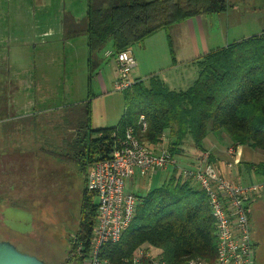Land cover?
I'll return each instance as SVG.
<instances>
[{"label": "rangeland", "instance_id": "obj_1", "mask_svg": "<svg viewBox=\"0 0 264 264\" xmlns=\"http://www.w3.org/2000/svg\"><path fill=\"white\" fill-rule=\"evenodd\" d=\"M230 1L237 2L239 9L230 5L226 11L201 17L212 45L219 44L221 38L232 41L264 29V5L259 6L261 9L250 6L264 4V0ZM88 3L89 0H0V71L6 69L7 77L15 80L8 85L0 77V98L6 89L15 93L7 100L14 103L17 112L0 123V241L10 240L20 251L36 255L47 264L66 261V233L75 232L79 224L84 173H78L64 159L66 142L75 138L78 125L81 132L87 131L89 122L78 120L86 119L89 101L93 128L117 124L125 109V91L114 86L111 39L101 50L92 54L89 51L85 31ZM68 20L82 31L71 30ZM177 24L151 39L153 58L145 61L148 68L159 71L170 57L180 53L175 28L185 23ZM140 45L141 42L132 46L137 60ZM18 85L20 88L15 90ZM9 113L0 118L13 112ZM65 115L72 122H65ZM184 145L186 149L194 148L190 135ZM169 169H158L151 176L136 174L127 180V189L146 193L170 175ZM262 198L251 209L257 264H264Z\"/></svg>", "mask_w": 264, "mask_h": 264}, {"label": "trees", "instance_id": "obj_2", "mask_svg": "<svg viewBox=\"0 0 264 264\" xmlns=\"http://www.w3.org/2000/svg\"><path fill=\"white\" fill-rule=\"evenodd\" d=\"M230 5V0H89L85 25L89 51L92 54L101 50L111 39L115 56L159 30L168 31L172 25L198 15L226 11ZM68 22L74 32L82 31L73 20ZM197 66V78L184 90L170 89L157 75L134 81L124 92V112L112 126L93 128L88 102L86 119L78 120L89 122L87 131L81 132L78 125V133L66 142L68 151L63 154L78 173H84L78 240L87 244L97 216L95 194L86 187L89 168L111 156L128 128L148 144H157L168 132V149L175 158L181 154L188 135L203 150L209 131L220 129L234 145L264 151V30L210 50L197 60ZM64 120L72 122L69 115ZM250 168L264 179V161L250 164ZM137 196L134 220L118 242L104 249L109 259L120 264L137 247L147 246L156 250L166 264H184L192 257L214 261L218 247L216 222L207 194L197 182L184 178L173 166L160 185ZM261 197L264 193L257 201ZM250 222L254 240L251 214ZM254 246L257 262L255 240Z\"/></svg>", "mask_w": 264, "mask_h": 264}, {"label": "built area", "instance_id": "obj_3", "mask_svg": "<svg viewBox=\"0 0 264 264\" xmlns=\"http://www.w3.org/2000/svg\"><path fill=\"white\" fill-rule=\"evenodd\" d=\"M117 90L129 89L134 81L131 72L137 66L132 48L115 55ZM143 128L146 121L140 118ZM233 152V150H232ZM175 166L184 178L198 183L208 197L215 218L218 247L213 262L200 257L189 258L184 264H256L251 231V205L264 193V179L244 184L225 175L207 155L193 167H182L168 148L151 150L135 134L133 128L117 144L109 158L96 161L87 174L86 187L97 198V216L89 241L85 244L74 234L73 254L80 264H115L104 249L118 242L136 215L139 198L127 189V180L136 174L150 176L158 169ZM120 264H166L151 247L139 246Z\"/></svg>", "mask_w": 264, "mask_h": 264}, {"label": "crops", "instance_id": "obj_4", "mask_svg": "<svg viewBox=\"0 0 264 264\" xmlns=\"http://www.w3.org/2000/svg\"><path fill=\"white\" fill-rule=\"evenodd\" d=\"M231 3L232 7L235 10L239 9L240 6L237 2L231 1ZM263 5V3L260 5H256L255 3L250 4L251 8L253 9H261L259 6ZM203 16L205 15H198L177 24L182 25L185 23L183 27L180 26L179 28L178 26V28H175L180 37V53L178 54L176 52V55L174 57H170L168 61H166L167 64L165 66H161L159 71H156L157 69L148 68L146 66L145 61L149 60L150 58H153V56H151L153 53V48L150 47L152 41L151 39L155 35H159L157 33H160L161 30L155 32L154 34L148 36L145 40H143L141 42L140 48L138 49L137 66L132 72L131 79L133 81L147 80L151 76L157 75L172 90L187 89L197 78L199 70L197 66V60H199L210 50L226 46L233 41L240 40L241 38H243L234 37L232 41H229L227 37L224 39L221 38L219 44L217 43L216 45H212L210 43V41H212L211 36L210 34L207 35L205 31L204 20H202L201 18ZM166 36H164V46L167 44ZM1 61L2 60L0 57V62ZM114 70L115 75L113 80L115 81L117 78L116 61ZM64 108L69 109L68 106ZM169 142L170 138L168 132H166V134L162 137L161 141H159L157 144H145L154 152H158L163 147L169 148ZM182 148V153L179 156H176V158L182 164H186L189 166L196 165L197 163H199L202 155H207L208 159L210 161H213L217 165V167L223 171L225 175L235 179L236 181L247 184L256 179L261 180V177H258L254 174L253 170L250 168V164L264 161V151L256 149L250 145H234L231 137L221 129L209 131V133L204 139L203 150L197 148L195 144L193 149H186L184 144ZM170 166L166 167L164 170L169 169ZM169 174H171V170ZM255 203L251 205V209Z\"/></svg>", "mask_w": 264, "mask_h": 264}, {"label": "flooded vegetation", "instance_id": "obj_5", "mask_svg": "<svg viewBox=\"0 0 264 264\" xmlns=\"http://www.w3.org/2000/svg\"><path fill=\"white\" fill-rule=\"evenodd\" d=\"M8 75H7V71H6V69L5 70H3V71H0V77H1V79H6L5 80V82L8 84V82H13V81H15V80H13V79H9V77H7ZM9 85V84H8ZM20 87H19V85L18 86H16L15 87V90H18ZM11 90V89H10ZM16 92V91H15ZM6 94H7V96H6ZM14 94L15 93H10L9 92V89H6V92H4V93H2L1 95L4 97V98H2V96H1V98H0V115L2 114V115H5V113L6 114H10L9 112H13L12 113V115H10L9 117H4V118H0V123L1 122H4V121H6L7 119H9L10 117L12 118V117H15V114L17 113L16 112V109H15V105H14V103H8L10 100H7V99H9L10 98V95H13V97H14ZM12 97V98H13ZM14 107V108H13ZM30 148V147H29ZM25 149V148H24ZM41 149H42V147H41ZM23 152H25L24 150H22ZM58 154V153H57ZM62 154L60 153V155L59 156H61ZM67 235L65 236V240L68 242V245H69V256L67 257V259H66V261H64V262H61L60 264H80L79 263V259L76 257V256H74V254H73V247H74V243H73V240H74V234H76V231L75 232H68V233H66Z\"/></svg>", "mask_w": 264, "mask_h": 264}, {"label": "water", "instance_id": "obj_6", "mask_svg": "<svg viewBox=\"0 0 264 264\" xmlns=\"http://www.w3.org/2000/svg\"><path fill=\"white\" fill-rule=\"evenodd\" d=\"M0 264H47L36 255L20 251L10 240L0 241Z\"/></svg>", "mask_w": 264, "mask_h": 264}]
</instances>
